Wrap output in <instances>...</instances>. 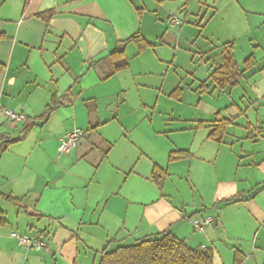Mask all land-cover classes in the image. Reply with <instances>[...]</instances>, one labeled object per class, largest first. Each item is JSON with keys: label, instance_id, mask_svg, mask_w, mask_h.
I'll use <instances>...</instances> for the list:
<instances>
[{"label": "crops", "instance_id": "1", "mask_svg": "<svg viewBox=\"0 0 264 264\" xmlns=\"http://www.w3.org/2000/svg\"><path fill=\"white\" fill-rule=\"evenodd\" d=\"M166 2L0 0V264H99L105 248L164 231L193 248L213 249V264H235L237 251L245 256L242 264H264V0H200L204 14L197 15L205 28L228 27L206 35L196 51L209 68L205 79L194 74L199 98L187 104L205 115H180L173 128L154 129L168 141L149 147L143 115L136 114L146 106L143 89L154 91L158 84L156 74L143 68V56L177 49L190 22L185 9L182 27L170 22L163 31L161 19L177 15ZM48 10L53 16L46 23L38 14ZM135 33L153 46L139 51L134 43L125 45L129 67L104 79L109 54ZM232 40L236 59L246 42L257 64L237 86L221 90L209 75L221 63V44ZM197 80L209 90L199 95ZM132 88L138 93L133 105L127 99ZM123 93L104 115L100 102ZM225 94L235 100L231 106L222 101ZM53 97L61 104L43 123L39 118ZM126 103L135 109L124 114ZM6 109L29 120L12 121ZM219 117L234 121L223 142L209 138ZM54 120L61 126L48 130ZM74 128L87 133L61 154L60 139ZM174 150L192 156L170 161ZM155 164L168 173L161 186L153 179ZM198 215H213L216 222L195 230L188 218ZM12 232L43 238L48 247L28 249Z\"/></svg>", "mask_w": 264, "mask_h": 264}, {"label": "rangeland", "instance_id": "2", "mask_svg": "<svg viewBox=\"0 0 264 264\" xmlns=\"http://www.w3.org/2000/svg\"><path fill=\"white\" fill-rule=\"evenodd\" d=\"M173 1L167 0L166 4L174 10L172 13L177 11V15H179L180 18H178L179 16L177 15H172L169 19L164 18L161 19V21L166 24L163 31L168 28L171 19L179 20L178 25L181 26V24H183L182 20L185 19L184 10L186 9L187 12L189 11L188 18H190V22L186 23L188 26L183 31L181 37L179 36V40L181 43L177 44V49L174 48L173 51L171 49H168L166 51H158V54L157 51V53H155V51L150 50L147 51L143 56V68L148 69L149 71H152L156 74V78L154 77L152 80L158 84V90L156 89L154 91H150L143 89V100H145L146 106H144L143 104V111L136 114V117L143 115V129L141 130H143V140L145 137H149V140L146 141V144L149 147H151L152 145H156L157 147H159L160 143H162L164 140L168 141V138L164 133L157 135L153 132L154 129L162 131L163 129L169 128L170 126L171 128H173L174 126L170 124H173L174 118L180 115H195V117L205 115L204 113H201L203 111L202 107L198 108L196 106L193 107L187 104L188 99L192 100V98L195 97L196 99L199 98V96L196 95L195 92H193L196 89H193L192 87L194 74L199 79H205L209 68V66L205 65L206 63L201 60L199 55H197L196 51H201L200 49H202V47L205 45L206 35L208 36L214 31H216L217 33L221 31H228V27H221L219 25L217 27L216 25L209 28L204 27L205 22H201V20L198 19L197 15L200 14L199 18H202L204 14V11L201 12L200 10V8H202L200 0H184V3L182 1H178V3H175L176 1ZM176 7H179V10H176ZM224 15L225 19L228 20L231 16V12H226ZM234 29L235 28L233 26L232 30ZM261 32L263 35L264 28L261 29ZM158 35L159 34H156L155 36L158 37ZM154 39L160 40V36L159 38L153 37L152 40ZM247 45L248 44L244 42L243 45H239L236 49V60L239 61L240 65H242L243 61L250 55V53L248 54L247 51H245V47H247ZM128 55L130 56L131 54L128 53ZM195 55L196 57L193 59ZM130 57H132V55ZM164 59H166L167 62H163L165 61ZM146 76L147 75H143V81H146ZM197 81V85H199V80ZM162 86L163 88H161ZM160 89H163L161 94ZM239 90H236L235 95ZM200 94H202V92H199V95ZM127 95V99L128 101H130L131 105H133L134 102L138 101V93L135 88L130 89ZM210 98H212V96H208V99ZM122 99H124V93L112 97H106L105 99H103L100 102V106L105 111H103V114L110 115L111 112L109 111V106L114 102L121 101ZM172 99L180 100L177 102L176 100ZM233 100L234 99L229 97V95L225 94L222 101L226 102V105L231 106V104L234 103ZM155 102H157V106L155 105ZM131 109H135V106L131 107L129 103H126L123 113L127 114ZM261 110L263 112V108H261ZM241 121L242 120H240V123ZM185 123L187 124V121ZM49 126L50 127L48 128V130H54L58 129L61 124H58V121L54 120L49 124ZM84 130L87 133V130ZM237 132L239 134H244V130L242 129H237ZM247 145L251 147L255 144L248 141Z\"/></svg>", "mask_w": 264, "mask_h": 264}, {"label": "trees", "instance_id": "3", "mask_svg": "<svg viewBox=\"0 0 264 264\" xmlns=\"http://www.w3.org/2000/svg\"><path fill=\"white\" fill-rule=\"evenodd\" d=\"M53 16V11L48 10L38 14L46 23ZM134 43L139 51H144L152 47L141 33H135L126 40L121 42V46L112 51L108 56L110 70L104 75L108 79L115 73L125 70L129 67V59L125 52V45ZM236 41H227L220 46L221 63L215 67L209 79L211 85L221 90L225 88H234L244 76L245 71L251 69L257 64L254 55L248 56L243 62V69L240 68L235 57ZM4 66L0 64V78ZM210 86L203 81L199 87V92L208 91ZM61 104L57 97H53L50 105L46 107L45 112L40 116L43 123L49 119L53 111ZM29 118L26 117V121ZM234 121L225 117H219L215 120L213 128L209 134L211 140L223 142L227 129ZM30 125L24 126V131ZM17 140H8L7 143H14ZM192 156L188 150H174L169 154L170 161L188 159ZM168 173L167 171L155 164L153 167V179L158 185H162ZM9 199H12L9 197ZM232 198L231 200H235ZM3 217L0 216V222ZM214 251L207 247L193 248L184 240L178 238L170 231H164L153 236H147L132 244H122L112 250L106 248L102 251L99 264H213ZM245 256L241 252H236L235 264H242Z\"/></svg>", "mask_w": 264, "mask_h": 264}, {"label": "built area", "instance_id": "4", "mask_svg": "<svg viewBox=\"0 0 264 264\" xmlns=\"http://www.w3.org/2000/svg\"><path fill=\"white\" fill-rule=\"evenodd\" d=\"M170 22L175 25L179 23V20L171 19ZM5 112L12 121L26 120V116L22 113L15 112L11 109H6ZM85 133V130L82 128H74L66 132L60 139L61 142L59 152L64 154L75 149L78 146L80 140L84 137ZM188 221L195 230L202 231L214 224L216 222V218L213 215H198L189 217ZM11 235L17 238L20 243H22L28 249L34 248L40 250L48 247L47 241L43 238H33L29 235L21 234L19 232H12Z\"/></svg>", "mask_w": 264, "mask_h": 264}]
</instances>
